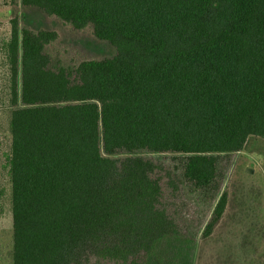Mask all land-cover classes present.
<instances>
[{"label":"trees","instance_id":"obj_1","mask_svg":"<svg viewBox=\"0 0 264 264\" xmlns=\"http://www.w3.org/2000/svg\"><path fill=\"white\" fill-rule=\"evenodd\" d=\"M12 2L115 48L64 64L11 19L12 264H264V219L223 186L264 139V0Z\"/></svg>","mask_w":264,"mask_h":264},{"label":"rangeland","instance_id":"obj_2","mask_svg":"<svg viewBox=\"0 0 264 264\" xmlns=\"http://www.w3.org/2000/svg\"><path fill=\"white\" fill-rule=\"evenodd\" d=\"M15 16L20 25H28L34 30L43 28L56 31L57 38L50 49L60 56L64 64H77L80 60L100 59L115 53L113 46L96 38L86 28L73 30L56 17L48 16L36 7L22 8L12 0H0V264H12L10 182L7 164L10 134L6 108L9 64L4 43L9 38L11 19ZM232 158L223 186H234L240 196H247L246 200L253 202L252 212L255 217L264 219V139L252 137L247 146L234 153ZM232 221L228 220L222 229L233 239L232 236L237 235L240 224ZM246 221H249V218ZM223 243L210 242L209 251H215L216 247L223 248ZM238 260L232 264H246L244 260Z\"/></svg>","mask_w":264,"mask_h":264}]
</instances>
